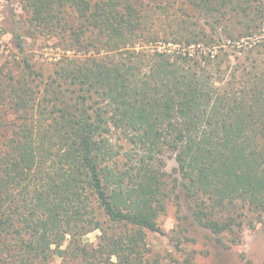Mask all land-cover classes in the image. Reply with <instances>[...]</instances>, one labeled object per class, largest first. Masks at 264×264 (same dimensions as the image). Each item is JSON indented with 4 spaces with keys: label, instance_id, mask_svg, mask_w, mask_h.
<instances>
[{
    "label": "trees",
    "instance_id": "trees-1",
    "mask_svg": "<svg viewBox=\"0 0 264 264\" xmlns=\"http://www.w3.org/2000/svg\"><path fill=\"white\" fill-rule=\"evenodd\" d=\"M20 2L22 59L0 66V264H161L147 234L174 199L232 243L249 213L264 223V0ZM26 37L60 59L39 68Z\"/></svg>",
    "mask_w": 264,
    "mask_h": 264
},
{
    "label": "rangeland",
    "instance_id": "rangeland-1",
    "mask_svg": "<svg viewBox=\"0 0 264 264\" xmlns=\"http://www.w3.org/2000/svg\"><path fill=\"white\" fill-rule=\"evenodd\" d=\"M12 12H15L20 20L25 18L20 0H0L2 67H11L14 59H22L12 34ZM252 41L253 38H244L241 45L238 44L236 47L240 48ZM25 42L27 55L44 71H48L50 63H54L62 55L60 50L52 48V43L46 44L42 40L34 41L27 37ZM232 46L236 52L235 45ZM175 167V161L167 157L165 171L172 173ZM190 213L183 199L167 202L166 211L158 219L163 234L151 232L147 234L151 257H157L161 264H264V223L259 222L252 213L240 221L242 226L236 243H232L227 235L219 237L203 228L193 220ZM98 234L99 232L91 233L86 239L95 243ZM48 264H61V259L56 257Z\"/></svg>",
    "mask_w": 264,
    "mask_h": 264
}]
</instances>
